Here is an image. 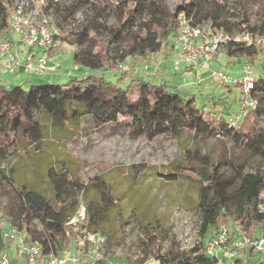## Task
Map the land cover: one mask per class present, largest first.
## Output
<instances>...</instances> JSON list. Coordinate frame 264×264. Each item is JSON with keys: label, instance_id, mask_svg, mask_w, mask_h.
I'll return each instance as SVG.
<instances>
[{"label": "trees", "instance_id": "16d2710c", "mask_svg": "<svg viewBox=\"0 0 264 264\" xmlns=\"http://www.w3.org/2000/svg\"><path fill=\"white\" fill-rule=\"evenodd\" d=\"M182 1L167 11L162 3L147 5L146 0H108L107 15L112 13L115 17V25L109 26L102 14L105 8L91 0L79 2L90 6L93 17L74 23H67L73 12L59 0H44L42 13L50 18L53 15L55 24L73 27L72 61L90 72L63 84H33L27 91L21 85L8 89L0 83V205L4 199L10 221L23 229L28 242L39 244L43 254H58L71 243L65 224L80 200L87 211L83 226L106 238L103 257L116 248L109 243L112 216L118 210L110 185L102 176L82 181L53 155L54 143L81 131L85 119L99 128L119 124L118 117L126 118L131 134L147 140L164 135L179 138L183 133L192 137L193 147L185 155L189 166L177 162L173 172L165 176L171 182L192 181L198 185L200 239L188 249L174 244L159 252L157 264H214L204 248L223 225L238 227L251 239L264 236V172L252 164L264 163V66L263 72L255 75L257 82L251 91L255 108L236 127H230L224 117L216 119L210 111L199 108L194 94L181 93L177 73L159 85L133 80L137 90L134 101L128 87L120 86L126 74L115 75L116 83H112L105 81L102 74L93 73L110 71L129 57L147 60L163 52L168 41L177 38L180 14L191 17L195 25L211 23L216 30L228 34L246 30L264 36V9L250 24L246 15L231 13L229 18L223 17L219 0ZM11 10L12 0H0V30L8 26ZM218 52L230 63L243 60L237 66L245 62L258 64L262 57L261 49L233 41L223 43ZM209 136L229 145L227 154L219 159L201 154L199 139ZM21 152L25 156L20 157ZM35 152L44 156L34 158ZM29 161L36 166L34 170ZM133 169L143 176L147 174L141 165L128 168ZM147 216L145 209L142 221H147ZM118 220L122 218L119 216ZM139 230L148 236V241L140 239V247L146 253L154 238V226L149 221L142 222ZM145 262L140 259L127 264ZM242 262L237 257L232 264ZM253 264H264V255Z\"/></svg>", "mask_w": 264, "mask_h": 264}, {"label": "rangeland", "instance_id": "374dc122", "mask_svg": "<svg viewBox=\"0 0 264 264\" xmlns=\"http://www.w3.org/2000/svg\"><path fill=\"white\" fill-rule=\"evenodd\" d=\"M65 7L72 10V17L67 23H74L78 20H90L93 17L89 5H85L79 0H59ZM105 8L102 14L107 17L109 26L115 25V17L109 13L108 0H91ZM117 1V0H112ZM162 3L167 11H172L176 6L183 3L182 0H146V4ZM220 12L223 17L229 18V14L235 16L246 15L250 24H253L259 18L264 9V0H219ZM106 13V14H105ZM52 23L58 27H63L60 44L51 52V59L58 65L56 71L51 75L34 76L21 72L18 78L15 75H8L0 69V83L10 89L21 83L22 88L27 91L33 84L52 83L63 84L70 77L66 75L68 70L74 68L72 57L75 47L72 44L70 30L73 27L66 28L65 24H55L54 16L51 15ZM72 25V24H71ZM56 26V27H57ZM13 42L16 44V52L21 60L24 59L27 49L19 42V38L13 35ZM174 41H168L163 52L154 55L147 60H135L127 58L119 68L115 64L110 71H96L93 73L102 74L105 81L116 83V76L126 74V78L121 83V87H128V94L132 101L137 98V90L132 81L144 79L146 82L159 85L168 77L164 71L160 74L152 70H143L146 63L156 62L162 58H168L174 51ZM171 57L167 60L171 65ZM264 50H262L261 62L252 64L254 75L263 72ZM242 61H230L218 52L214 61L209 64L207 70H200L198 73L203 76L192 77L191 83L188 79L182 82L181 93L194 94L196 103L203 111H210L216 119L224 117L226 120L238 111L236 88L229 85H222L212 78L211 73L217 70H223L231 74L234 66L237 67ZM251 64V63H249ZM116 67V68H115ZM70 68V69H69ZM88 69L79 66V72ZM16 77V78H15ZM26 79H29L26 82ZM200 79V80H199ZM180 88V89H181ZM119 124H108L99 128L93 126L89 119L82 122V130L73 136L62 139L54 143L53 155L55 158L63 161L71 173H74L82 181L86 182L89 178L102 176L110 185L111 194L117 201L118 210L114 213L113 227L111 228L112 238L109 243L115 245L113 253H109L104 262L107 264H127L140 259L150 260L149 264H157L156 255L163 250H168L176 244L180 249H188L197 243L199 237V211L198 203V185L192 181L183 183L171 182L166 178L167 172H173V165L181 162L186 166L185 157L187 150L192 149V137L183 133L179 138H173L168 135L158 136L153 140H147L144 137H137L131 134L127 125V119L118 117ZM201 154H207L212 159H219L227 154L229 145L219 141L216 137H206L199 139ZM37 153L34 158L43 157L42 152ZM232 154L237 155L238 153ZM30 154V153H29ZM25 156L24 153L19 154ZM33 161V159H30ZM30 162V168L34 170L36 166ZM254 168L264 172V163L253 161ZM141 165L146 168L147 174L135 173L128 170L130 166ZM151 168L158 171L155 175ZM49 196V192H47ZM0 205V253L8 252L14 249L13 243L6 241V235L11 229L18 231L19 237L24 231L18 225L13 224L10 215L4 208V199H1ZM147 209L149 216L147 221L154 226L152 234L154 238L150 250L143 253L140 247V239L148 241V236L141 235L139 224L142 222L141 214ZM117 211L120 214H117ZM122 221L118 220V217ZM225 226V225H224ZM230 230H239L238 227L229 226ZM72 243L67 247L70 248ZM262 255L251 251L240 253L244 264H253ZM69 264V263H66Z\"/></svg>", "mask_w": 264, "mask_h": 264}, {"label": "built area", "instance_id": "2783aa9c", "mask_svg": "<svg viewBox=\"0 0 264 264\" xmlns=\"http://www.w3.org/2000/svg\"><path fill=\"white\" fill-rule=\"evenodd\" d=\"M44 0H12V10L8 19V26L0 30V69L15 75L23 72L34 76L53 73L58 67L51 63V52L61 41L62 31L56 27L51 18L41 12ZM177 38L173 47L175 55L171 58L169 69L179 71L181 68H191L196 71L207 70L218 53L219 48L227 41L257 47L264 50V36L249 31L235 34L216 30L211 23L195 25L192 18L180 14L177 18ZM16 35L19 42L27 49L23 60L17 55L16 44L10 39ZM167 59L144 64L143 70L154 73L161 70ZM119 68L122 64L118 65ZM79 70L74 65V72ZM212 78L222 85H229L238 90V111L228 118L230 127H236L255 108V101L251 96L254 84L257 82L248 62L240 66V75L233 76L223 70L211 73ZM264 210V207L261 208ZM87 221L86 206L82 200L73 215L66 221L67 235L71 237L72 246L63 248L58 254L42 253V247L37 243L26 240L25 234L19 237L16 229H11L6 235V241L13 243L14 252L23 260V264H97L104 262L103 253L106 245L105 236L96 230L85 228ZM206 256L214 260V264H232L240 253L251 251L264 255V236L251 239L240 229L230 230L221 226L216 234L205 244ZM150 260L145 264H149ZM157 262V261H156ZM0 264H12L9 252L0 253ZM244 264V262H242Z\"/></svg>", "mask_w": 264, "mask_h": 264}, {"label": "crops", "instance_id": "0c3cea01", "mask_svg": "<svg viewBox=\"0 0 264 264\" xmlns=\"http://www.w3.org/2000/svg\"><path fill=\"white\" fill-rule=\"evenodd\" d=\"M10 39L13 41V36H11ZM174 55H175V51H173L172 54L168 58H166V59L168 60L170 57L172 58ZM54 63H55V61L53 59H51L50 65H52ZM73 65H75V64L73 63ZM240 66H237V67L234 66L233 69L231 70V75H233V76H239L240 75ZM169 68L170 67H169L168 63H166V65L161 68V70L159 71V73L162 74L163 73L162 71H164L166 74H168V76L170 74H172V73H177V80H179V87L180 88L182 87V85H184L182 82H184L185 79H188L190 81L189 83H191V80H192V77L193 76H195L197 78L203 76V74L198 73V71H196L195 69H191V68H185L184 67V68H181L179 71H172V70H170L168 72L167 69H169ZM78 72H79V70L76 71V72H74V68H73V70L71 68L70 70H68V72L66 73V75L69 76L70 78H73V77H79V76L88 74V71L87 70H84V71L82 70L80 73H78ZM20 73L21 72L16 73L15 76L18 78V76H20L19 75ZM51 74H52V72L51 73H48V75H51ZM28 81H29V79H26V82H28ZM19 85H22V84L19 83ZM227 88L230 89V88H233V87H227ZM236 91H237V94H238L237 88H236ZM237 99H238V97H237ZM237 103H238V100H237ZM8 252L10 253L11 263L12 264H23V260H21L19 257L16 256V254H15V252H14L13 249H11Z\"/></svg>", "mask_w": 264, "mask_h": 264}]
</instances>
